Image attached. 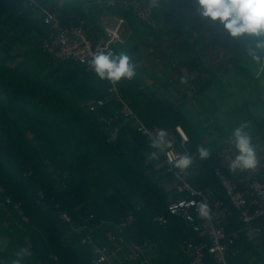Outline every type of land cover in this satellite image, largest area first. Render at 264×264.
<instances>
[{"label":"trees","instance_id":"16d2710c","mask_svg":"<svg viewBox=\"0 0 264 264\" xmlns=\"http://www.w3.org/2000/svg\"><path fill=\"white\" fill-rule=\"evenodd\" d=\"M34 1L54 12L62 26L85 20L95 38L103 35V9L98 0ZM112 13L125 17L130 26L139 23L121 9ZM215 30L230 43L231 68L245 77L259 96L263 91L259 77L263 67L250 71L244 61H256L248 56L244 39L230 37L218 21ZM48 37V26L37 7L26 0H0V264H13L21 249L29 253L22 264H95L91 248L81 244L85 234L78 230L80 217L93 216L96 222L117 224L128 213H133L136 221L125 235L132 242L152 247L156 259L151 264H188L179 243L205 238L194 232L185 215L194 217L195 224L204 218L198 215L196 206L183 209L184 216L170 214L169 206L185 196L176 194L172 176L157 179L162 156L148 158L153 151L150 142L138 133L134 121L119 118L110 126L101 122L103 117L110 118L121 110L117 97L109 94L111 83L85 72L79 64L53 62L43 51ZM137 43L130 37L111 47L126 53L136 69L131 80L117 83L121 99L149 128L182 127L195 154L196 145L202 143L200 135L192 130L202 124L189 119L181 105L159 97L143 84L140 78L145 71ZM179 49L188 59L186 73L197 76L198 95L209 90L217 82V75L204 66L196 45L183 41ZM202 74L211 80L204 84ZM183 76L179 75L182 86ZM92 100L104 104L91 112L88 105ZM252 123L254 134L261 135L264 120L253 117ZM113 127H119L114 141L110 139ZM222 149L213 148L212 152L211 148L207 162L194 163L196 170L190 183L198 191L211 190L223 202L227 210L225 230L232 234L241 230V224L215 174L216 169L227 174L222 159L217 157ZM229 177L244 189L240 178ZM261 177L264 180L262 171ZM7 199L21 205L28 223L6 203ZM195 201L196 205L202 202L198 198ZM56 203L71 216V226L57 218ZM159 216L168 219L167 226L154 222ZM107 230L95 231V241L105 242ZM245 237L241 232L234 238L227 264H249L246 256L256 251ZM261 241L264 245V236ZM231 252L237 253L234 256Z\"/></svg>","mask_w":264,"mask_h":264},{"label":"built area","instance_id":"2783aa9c","mask_svg":"<svg viewBox=\"0 0 264 264\" xmlns=\"http://www.w3.org/2000/svg\"><path fill=\"white\" fill-rule=\"evenodd\" d=\"M30 6H35L43 15L44 23L48 26V41L43 46V51L51 60L59 62H70L84 67L85 72L95 75L91 69H88V59L94 54L105 48H111L116 43L125 42V28L128 26L127 20L119 15L113 14L112 10L121 9L131 15L137 21L146 24L151 28H156L155 12L152 7L145 6L140 0H98L103 12L100 17V25L103 35L95 38L88 21L80 20L78 23H71L68 26H62L58 16L46 8L37 4L34 0H26ZM184 89L186 96L190 101L198 98V84L194 76L184 74ZM109 94L115 95L121 103V110L110 118L103 117L101 122L110 126L119 118L124 121H134L138 133L150 142L160 128L147 127L133 112L129 105L124 102L118 92L117 84H111ZM103 101L92 100L88 107L91 112H95L102 107ZM119 127H113L110 132V139L116 140ZM167 138L172 143L171 152L173 156L187 152L193 155L191 151L190 138L184 129L180 126L174 129H165ZM183 132L187 136L184 140L180 136ZM229 150L222 149L217 152V157L225 158ZM164 156V166L158 171L157 179H164L172 176L175 180V192L179 197L185 196L177 203L169 206L171 215L184 216L183 209H189L196 206L195 199H200L209 206V216L204 218L200 224H195L194 217L185 215L186 220L192 225L194 232L200 235L204 240L194 241L185 239L179 243V248L183 256L189 260L190 264H227L230 245L239 233H243L249 241H255L264 235V180L261 177V169L257 166L250 171H241L239 181L244 185L241 190L233 179L220 169L215 170L217 179L225 193L231 207L237 214L238 221L241 224V230L229 234L222 226V221L227 216V210L223 202L215 198L211 190L205 192L196 190L190 183L193 166L186 171L174 169L170 163V157ZM31 175V174H29ZM43 199V195H39ZM6 203L11 206L28 223L29 219L18 203L7 199ZM175 206V207H173ZM54 209L57 218L65 224L72 225L71 216L62 209L60 203H56ZM93 216L80 217V228L85 236L81 244L89 246L95 257V264H151L152 259L149 256V248L146 245L130 241L125 235L126 229L131 227L136 218L133 213L120 218L114 225L113 230L109 229L105 233L102 243H98L92 234L98 229L109 228L110 222L100 220L94 221ZM158 225L165 227L168 225V219L159 216L154 219ZM56 260V258H54Z\"/></svg>","mask_w":264,"mask_h":264},{"label":"crops","instance_id":"0c3cea01","mask_svg":"<svg viewBox=\"0 0 264 264\" xmlns=\"http://www.w3.org/2000/svg\"><path fill=\"white\" fill-rule=\"evenodd\" d=\"M141 1V0H140ZM152 3L148 4H156L158 7L154 8L155 12V21L156 28H151L144 23H137L135 29L134 26H126L128 29L125 30L124 37L128 40L133 36L134 33L138 35L137 44L140 46L141 51V66L142 70L145 71L144 75L140 78L145 86H148L150 91L157 92L159 97L165 96L172 102H176L181 105L183 113L192 120H196L201 114V108L197 106V102L199 98L201 99V103H204L203 96L207 95L210 98H214L216 95H220L217 93L216 87L218 84L223 86L224 83L228 84V87L231 91V109L232 111L239 108L235 105L234 99H236L237 104L239 105L241 100L240 95H242V91H238L235 86L234 76L238 77L241 81H243L242 76H238V72L231 68L232 56L230 55V43L225 40L221 33L215 30V22L211 20L202 19L196 11L197 5L195 4V0H150ZM123 11V10H122ZM124 12V11H123ZM125 13V12H124ZM131 16V15H130ZM123 17V16H122ZM125 18V17H124ZM126 19V18H125ZM127 20V19H126ZM136 20V19H135ZM128 22V21H127ZM134 27V29H131ZM125 40V41H126ZM187 42L190 45L195 44L200 54L204 58V66L210 69L214 74L217 75V82H215L212 87L206 92L198 95V98L194 101L195 104L192 105V101L188 99L185 93V89L183 88L181 82L179 81V75L186 73V66L188 64L187 56L180 52V43ZM53 61V60H52ZM58 63L59 61H53ZM246 63L248 61H245ZM259 63L256 61V64ZM251 65H255L254 62H251ZM184 71V72H183ZM264 71V68H263ZM183 72V73H182ZM181 73V74H180ZM259 74V73H258ZM198 75V74H197ZM192 76L197 79L195 73ZM201 81L205 84L211 80V77L207 74H202ZM264 74H261L262 77ZM184 77V76H183ZM231 78V79H230ZM234 79V80H233ZM261 83V80H260ZM261 85V84H260ZM262 86V95H264V84ZM118 87V86H117ZM223 90V89H222ZM220 92H223V91ZM119 92V91H118ZM120 95V94H119ZM251 95V93H250ZM244 102L243 108L247 105L246 94L244 91ZM198 100V101H197ZM191 103V105H190ZM197 107V109H193V107ZM228 109V108H227ZM227 109H224L223 114ZM210 113V117L208 121L204 118L198 120L207 132H205V143L202 144L209 146L212 148H225L229 150L228 156H231V149L227 146V144L223 143V138H226L232 128L238 126L240 124H245L246 131L249 132L252 143L257 150V166L261 169L262 173H264V132L261 135L254 134V128L252 126V118L257 117L264 120V111L260 115L249 117V121L251 118V122L248 120L239 123V120L230 119V123H234L230 125L229 130H225L227 135L224 137L223 133H221L222 128L220 123L218 122V118L221 115L217 110V113L214 109L208 111ZM202 115V114H201ZM236 115H239L236 113ZM235 117H239L236 116ZM245 115V114H243ZM247 117V115H245ZM111 117V116H110ZM247 121L249 123H247ZM221 122V120H220ZM228 123V121H224ZM246 122V123H245ZM214 125V126H213ZM211 128V131H210ZM212 131L215 133L213 134ZM224 132V131H223ZM162 160L157 166V170H160L164 166V156L161 154ZM222 158V166L224 167V171L231 176L232 178L239 179L241 171L231 172L229 169V157ZM197 164V163H196ZM195 164L193 166L192 172L196 170ZM191 172V176L193 173ZM55 210V209H54ZM56 212V211H55ZM111 226L109 229L113 230L115 224L110 223ZM222 226L226 228L227 224L225 221H222ZM229 227V226H228ZM235 230L234 227L231 228ZM264 236V235H263ZM105 238V236H104ZM103 238V239H104ZM246 238V237H245ZM261 237L256 241H248L250 244H253L256 252H250L246 256V259L249 261V264H264V245H262ZM247 239V238H246ZM248 240V239H247ZM131 241V240H130ZM102 242V240H101ZM84 246V245H83ZM149 248V256L151 259H156V255L152 251V247L147 246ZM233 255L237 252H231ZM235 256V255H234ZM56 258V257H55ZM185 259V258H183ZM187 263L188 260L186 259Z\"/></svg>","mask_w":264,"mask_h":264},{"label":"clouds","instance_id":"9594fccd","mask_svg":"<svg viewBox=\"0 0 264 264\" xmlns=\"http://www.w3.org/2000/svg\"><path fill=\"white\" fill-rule=\"evenodd\" d=\"M195 4L202 19L218 21L230 37L243 38L247 54L253 61L264 60V0H195ZM151 6L158 7L156 4ZM87 63L88 69L94 72L96 78L111 84L131 80L136 75L132 59L126 53L111 48L94 53ZM246 127L245 124L235 126L223 138V143L227 144L232 153L228 156L231 172L250 171L257 167V150ZM180 136L187 140L183 132H180ZM150 148L153 151L149 159L154 160L161 154L167 155L172 167L178 171H186L195 162H207L211 155L208 144H197L195 159L187 152L173 156V145L164 129H160L151 139ZM196 211L201 218L209 216V206L206 203H197ZM28 254L26 249H21L16 253L17 259L13 264H22V258Z\"/></svg>","mask_w":264,"mask_h":264},{"label":"rangeland","instance_id":"374dc122","mask_svg":"<svg viewBox=\"0 0 264 264\" xmlns=\"http://www.w3.org/2000/svg\"><path fill=\"white\" fill-rule=\"evenodd\" d=\"M125 29H128V28L126 27ZM135 29H137V27H135ZM137 38H138V35L136 33H134V35L132 36V40L136 41ZM243 65L248 66L250 71L258 70V68H259V70H262V67L264 68V61H262V62L260 61L259 63L255 64V65H251V63L247 64L244 61ZM240 75L241 74H239L238 76H240ZM233 78L235 79V80L234 79L233 80L235 82V86L237 87V90L242 91V93H243L242 95H240L241 100H239V102H240L239 105L237 104L236 99H234L235 105L237 107H239L237 109V111L236 110L232 111L231 109H229L231 107V102H232L231 98L232 97H231V91H230L227 83H224L223 86H221V88H220V84H218V86L216 87V91H217V93L219 92L220 95H218V96L216 95L214 98H210L207 95H205V96H203L204 103H201V104H200V102H201L202 98H199V101L197 100L198 101L197 106H199L201 108V114L202 115L200 114L199 117L196 118V120L198 121V120H201L202 118H204L206 121H208V118L210 117V113L208 111L214 109L215 112L217 113V110H218L219 113L221 114L218 118V122L220 123V126H221L222 130L224 131V132L221 131V133H223L224 137L227 135V132H225V130H229L230 125L234 124V123H230V119H233L236 121L239 120V123H241V122L246 121V120L249 121V117H252L253 115L254 116L260 115L264 111V95H262V92H259V96H258V94L256 92H254L253 86L250 87L248 80L243 76L241 77V78H243V81H241L236 76H234ZM260 80H261L260 84L263 85L264 84V76L260 77ZM221 90L223 92H220ZM244 91L246 94V99H247L246 104L247 105L243 108L244 102H246L244 99ZM250 93H251V95H250ZM253 93H254V95H253ZM192 102H193L192 105L195 104L194 101H192ZM190 105H191V103H190ZM193 109H197V107H193ZM224 109H227V111H225V113L223 114ZM236 113L239 114L240 116L236 115ZM243 114L247 115V117ZM235 115L239 116V117H235ZM245 118H246V120H245ZM220 120H221V122H220ZM224 121H228V123H225ZM248 121H247V123L251 122V118H250V121L249 122ZM203 130L205 132H207V129H205L204 126L196 127V128H193V130H192L193 134L198 135V136L200 135L199 141H201V143L202 142L205 143L204 142L205 141L204 135H207V134H205V132L202 133ZM210 131H211V128H210ZM212 133L214 134L215 132L212 131ZM199 138H197V139H199ZM159 159H161L160 156H159Z\"/></svg>","mask_w":264,"mask_h":264}]
</instances>
